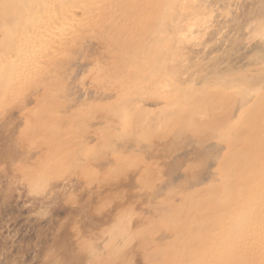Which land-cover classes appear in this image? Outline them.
Wrapping results in <instances>:
<instances>
[{
    "label": "rangeland",
    "instance_id": "rangeland-1",
    "mask_svg": "<svg viewBox=\"0 0 264 264\" xmlns=\"http://www.w3.org/2000/svg\"><path fill=\"white\" fill-rule=\"evenodd\" d=\"M115 1L0 0V264H149L151 249L161 264H264V76L252 86L241 74L191 109L186 100L167 107L156 93L158 103L139 100L162 53V0L154 9L127 0L155 17L125 51L138 70L122 80L124 92L112 87L110 66L90 65L124 53L112 54L124 47L111 46L124 30L110 17ZM84 58L104 76L84 78Z\"/></svg>",
    "mask_w": 264,
    "mask_h": 264
},
{
    "label": "bare ground",
    "instance_id": "bare-ground-1",
    "mask_svg": "<svg viewBox=\"0 0 264 264\" xmlns=\"http://www.w3.org/2000/svg\"><path fill=\"white\" fill-rule=\"evenodd\" d=\"M24 1V0H23ZM35 1V0H34ZM47 0H45L46 2ZM85 1V0H84ZM94 1V0H92ZM112 1V0H111ZM117 1V0H116ZM115 1V2H116ZM127 0H121L120 4L118 5L115 10L111 13V18H113V21L115 20V27L119 26L120 28L122 25H124V30L117 31V39L113 42L115 44H112V50H114L116 47L118 48L119 45L124 44V47L120 46V51H115L118 49H115L112 54L114 56H117V52L122 53L130 48L131 45H129V41H133L135 39V35H137L139 32V23L146 20V17L148 18L149 15H152L151 12H149V8H156V2L157 0H150L152 5H149L147 3V6L143 7V10L140 8V4H136L133 2V5L127 6L128 2ZM129 1V0H128ZM136 1V0H134ZM144 0V3H146ZM159 1V0H158ZM164 1V3L162 2ZM161 1V8H159V27L156 34L155 43L156 49H161V57H159L158 61L154 66H152L150 63L149 65L150 69L147 67L146 75L143 74V82H142V89L140 93L144 94L142 95L143 98L139 100L147 99L151 100V96L155 97V93L157 94V97L162 99L161 101L164 102V104L167 105V107H171L172 109L176 108L181 101L186 100L187 104L185 107L188 109L192 108L194 104L197 105L199 97L206 95L211 90H217L218 88H221L224 86V83L226 82H233L235 79H241V74H246L245 81L253 84L255 86V83L260 81V78H263L264 76V0H162ZM241 1L240 5L238 4ZM44 2V1H43ZM49 2V1H48ZM130 2H132L130 0ZM143 3V1H141ZM149 2V1H148ZM160 2V1H159ZM14 3L17 4L15 7L19 8L18 5L21 4L19 0H14ZM33 3V2H32ZM39 3V1H38ZM114 3V2H113ZM117 3V2H116ZM163 3V5H162ZM31 4V3H30ZM44 4V3H43ZM59 4V3H58ZM78 4V3H77ZM103 4V3H102ZM47 5V2H46ZM96 4H94L95 6ZM145 5V4H143ZM51 6V5H50ZM70 6V5H69ZM99 6V5H97ZM108 6V5H107ZM114 6L110 4V7ZM132 10V14L127 12V8ZM159 6V7H160ZM25 7V6H24ZM27 7V6H26ZM25 7V8H26ZM43 7V6H42ZM39 8V7H38ZM37 8V9H38ZM47 8V7H46ZM108 8V7H107ZM151 8V9H152ZM42 10V8H39ZM106 9V8H105ZM129 9V10H130ZM139 9H141L139 11ZM222 9H226L228 16L222 17L221 11ZM44 10V8H43ZM110 10V8L108 9ZM161 10V11H160ZM3 11V10H2ZM52 11V10H51ZM143 11V12H142ZM146 11L148 13H146ZM152 11V10H151ZM230 11V12H229ZM6 12V11H5ZM70 12V11H69ZM97 12V11H96ZM158 12V11H157ZM9 13V12H8ZM43 13V12H42ZM48 13V12H47ZM105 13V12H104ZM144 13L141 18V14ZM224 13V11H223ZM6 14V13H5ZM96 14V13H95ZM154 14V13H153ZM47 15V14H46ZM110 15V14H109ZM132 17H131V16ZM157 15V14H156ZM99 16V15H98ZM154 16V15H153ZM151 16V17H153ZM225 16V15H224ZM63 17V16H62ZM61 17V18H62ZM109 17V18H110ZM149 17V21H152V18ZM155 17V16H154ZM223 18V19H221ZM237 18V19H236ZM154 20V19H153ZM102 21V20H101ZM104 21V20H103ZM102 21V22H103ZM110 21V20H109ZM155 22V21H154ZM111 23V22H110ZM146 25V22H144ZM95 24V23H94ZM102 24V23H101ZM107 24L109 22L107 21ZM149 24V22H148ZM147 24V25H148ZM104 25V24H103ZM117 25V26H116ZM143 24V27L147 29L150 28L148 26H145ZM96 26V25H95ZM152 26V24H151ZM154 26V24H153ZM113 28V27H112ZM127 28V29H126ZM141 28V27H140ZM139 28V29H140ZM155 28V26H154ZM100 29V28H99ZM1 30V29H0ZM107 31V30H106ZM104 31V33L106 32ZM111 31V28H110ZM149 31V30H148ZM115 32V31H114ZM102 33V32H101ZM145 33V30H144ZM86 34V33H84ZM83 34V35H84ZM100 34V33H99ZM132 34V35H131ZM110 35V34H109ZM112 35V34H111ZM110 35V36H111ZM143 35V33H142ZM79 36V35H78ZM109 37V36H108ZM138 37V36H137ZM140 37V36H139ZM62 38V36H61ZM75 38V37H74ZM148 38V37H147ZM76 40V39H75ZM110 40V39H108ZM137 40V39H136ZM139 41V40H138ZM137 41V42H138ZM157 41V42H156ZM145 42V41H144ZM65 43V42H64ZM71 43V42H70ZM75 43V42H74ZM106 44V42H104ZM154 43V44H155ZM107 45V44H106ZM116 45V47H114ZM134 45V43H133ZM136 45V44H135ZM63 46V45H62ZM74 46V45H72ZM105 47V46H104ZM106 48H109L107 45ZM127 48V49H126ZM111 49V48H110ZM156 49H153L151 55L155 53ZM111 50V51H112ZM109 51V50H107ZM150 51V50H149ZM159 51V50H158ZM127 52V51H126ZM78 53V52H77ZM81 53V52H80ZM123 53V54H124ZM132 53V52H130ZM141 53V52H140ZM66 54V53H65ZM111 54V53H110ZM111 54V55H112ZM117 54V55H116ZM118 55L120 58L119 60H105V56H95V62L91 63L90 67L93 65H98L97 62H101L102 64H105L103 66L104 68L110 66L109 74H106L108 76L109 81H111L112 87H119V85H123L122 80H129V78H133V74L130 73L131 71V61L130 56L128 53H125ZM158 54V53H157ZM155 54V55H157ZM128 55V56H127ZM147 55V53H146ZM164 55V58L163 56ZM103 57L104 59H100V57ZM181 56V57H179ZM76 57V56H75ZM133 57V56H132ZM117 58V59H118ZM155 58V57H154ZM85 59V58H84ZM129 59V60H128ZM133 59V58H132ZM169 59V65L165 64L166 60ZM105 60V61H104ZM134 60V59H133ZM130 61V62H129ZM154 63V60H152ZM127 62L130 63V67L125 68L124 64ZM134 62V61H132ZM80 68L77 69L78 72H83L84 78L87 76V78L90 76L92 77L97 74L98 71H92L94 72L92 75V72L89 71L88 64H86V59L82 62H80ZM79 63V64H80ZM141 63V62H140ZM90 64V63H89ZM137 64V62L135 63ZM87 65V67L85 66ZM108 65V66H106ZM143 65V64H141ZM139 66V68L141 67ZM152 67H151V66ZM166 65V66H165ZM69 66V65H68ZM67 66V67H68ZM99 66V65H98ZM102 67V65H100ZM99 66V67H100ZM145 66L146 63H145ZM96 68V66H95ZM125 68V69H124ZM131 68V69H130ZM143 68V67H141ZM140 68V69H141ZM105 69V70H108ZM136 68L132 69L135 70ZM145 69V67H144ZM232 69V71H231ZM94 70V69H93ZM105 70L103 74H105ZM138 70V68L136 69ZM133 71V72H136ZM130 71V72H129ZM140 71V70H139ZM145 71V70H144ZM102 73V71H99ZM138 72V71H137ZM87 73V74H86ZM108 73V72H107ZM139 73V72H138ZM238 73V76L235 74ZM137 74V73H136ZM168 74L172 76V78H168ZM90 75V76H89ZM104 76L102 74H97L96 76ZM82 73H79V77L81 78ZM99 76L97 78H99ZM135 76V75H134ZM139 76L140 73H139ZM138 76V77H139ZM168 76V77H167ZM75 77V78H76ZM181 77V79H179ZM185 77V78H184ZM238 77V78H237ZM247 77V78H246ZM13 78V77H12ZM77 78V81L80 79ZM88 78V79H89ZM95 78V76H94ZM105 79V77H103ZM107 78V77H106ZM87 79V80H88ZM92 79V78H91ZM88 80V82L91 81ZM243 79V78H242ZM264 79V78H263ZM97 80V79H96ZM106 80V79H105ZM141 80V77H140ZM183 80V81H182ZM262 80V79H261ZM100 81V80H99ZM103 81V80H102ZM102 81L100 82L102 84ZM108 81V80H107ZM126 83H129L128 81ZM132 81V80H131ZM64 82V81H63ZM94 80L92 79V83ZM98 82V81H97ZM262 82V81H261ZM66 83V79H65ZM96 83V81H95ZM105 84V82H103ZM110 83V82H109ZM122 83V84H121ZM131 83V82H130ZM73 84V82H72ZM100 84V85H101ZM5 85V84H4ZM97 85V83L95 84ZM99 85V83H98ZM97 85V86H98ZM103 85V84H102ZM252 85V86H253ZM257 85V84H256ZM68 86V85H67ZM104 86V85H103ZM70 87V86H69ZM59 88V87H58ZM64 88V87H63ZM99 88V87H98ZM103 89V87L101 86ZM131 88V86H130ZM3 89V88H2ZM122 91L124 90V87L119 88ZM129 88L127 87L126 90ZM4 90V89H3ZM65 90V89H64ZM76 90V89H75ZM120 90V91H121ZM146 90V91H145ZM219 90V89H218ZM72 91V90H71ZM3 92V91H2ZM124 92V91H123ZM73 93V92H72ZM138 93V92H137ZM14 94V92H13ZM153 94V95H152ZM159 95V96H158ZM63 97V96H62ZM94 97V96H93ZM117 97V95H116ZM205 98V97H204ZM156 99V97H155ZM154 99V100H155ZM152 99V101H154ZM160 99H157L155 101H159ZM94 100H91L93 102ZM112 101V100H110ZM154 101V102H155ZM207 101V100H206ZM205 101V102H206ZM96 102V101H94ZM156 104V103H155ZM65 105V104H64ZM118 105V104H117ZM195 105L194 108H197ZM98 106V105H97ZM99 107V106H98ZM103 107V106H102ZM136 107V106H135ZM199 107V106H198ZM240 107V106H239ZM121 108V107H120ZM123 108V106H122ZM243 108V107H242ZM104 109V108H103ZM102 109V111H103ZM132 109V108H131ZM127 111V114L130 112ZM142 108H140L141 111ZM198 109V108H197ZM206 109V108H205ZM246 109V106H245ZM111 110V109H110ZM114 110H117L116 113H118V108ZM124 110V108H123ZM169 110V109H168ZM79 111V110H78ZM126 111V110H125ZM177 111V110H176ZM244 111V110H243ZM115 112V111H114ZM135 112V111H134ZM132 111V113H134ZM147 112V111H145ZM149 112V111H148ZM114 113V114H116ZM123 113V112H121ZM153 113V112H152ZM173 113V112H172ZM135 114V113H134ZM147 114V113H145ZM206 114V112H204ZM112 115V114H111ZM125 115V114H124ZM143 115V114H142ZM152 115V114H151ZM243 115V114H242ZM74 116V115H73ZM119 116V115H117ZM149 116V115H148ZM113 117H116L114 115ZM161 117V116H160ZM163 117V116H162ZM238 117V116H237ZM241 117V116H240ZM135 118V117H134ZM144 118V117H143ZM239 118V117H238ZM125 119V116L124 118ZM140 119V118H139ZM148 119V118H146ZM151 119V118H150ZM154 119V118H153ZM192 119V118H191ZM121 120V119H120ZM118 121V120H117ZM125 121V120H124ZM156 121V120H155ZM170 121V120H169ZM193 121V120H192ZM142 122V121H141ZM150 122L145 120L146 125ZM73 123V122H72ZM111 123V122H110ZM157 123V122H156ZM166 123V122H165ZM173 123V122H172ZM175 124V123H174ZM124 125H127L124 123ZM178 125V124H177ZM189 126V125H188ZM145 127L142 126V129L139 133L138 139L140 140V135L145 132ZM127 128V127H126ZM159 128V127H158ZM189 128V127H188ZM192 128V127H191ZM125 129V128H124ZM123 129V130H124ZM157 129V128H156ZM66 130V129H65ZM122 130V131H123ZM127 131V130H126ZM124 130V132H126ZM167 131V130H166ZM165 131V132H166ZM104 132V131H103ZM137 132V131H136ZM84 134V133H83ZM113 134V133H112ZM148 134V133H146ZM145 134V136H146ZM108 135V134H107ZM111 135V134H110ZM122 135V134H121ZM151 135V134H150ZM166 135V134H165ZM114 136V135H113ZM112 136V137H113ZM123 136V135H122ZM106 137V136H105ZM124 137V136H123ZM132 137V136H131ZM164 138V137H162ZM161 138V140H162ZM119 139V137L116 139V141ZM159 139V138H158ZM113 140V139H112ZM138 140V141H139ZM164 141V140H163ZM122 142V141H121ZM141 142V141H140ZM143 142V141H142ZM156 143V142H155ZM108 144V143H107ZM126 145V144H125ZM116 146V145H115ZM119 146V145H118ZM140 146V145H139ZM97 148V147H96ZM124 148V147H123ZM156 151V150H154ZM94 153V152H93ZM92 153V154H93ZM115 154V153H114ZM158 154V153H157ZM162 155V154H161ZM113 157V155H112ZM98 158V157H97ZM107 158V157H106ZM109 158V156H108ZM107 158V160H108ZM75 159V158H74ZM73 159V160H74ZM4 160V159H3ZM122 160V159H121ZM140 160V159H139ZM127 161V160H126ZM143 161V160H142ZM5 162V161H4ZM139 162V161H138ZM93 163V162H92ZM127 163V162H126ZM112 164V163H111ZM114 164V163H113ZM121 164V162L119 163ZM118 164V165H119ZM134 164V163H133ZM132 164V165H133ZM154 164V163H153ZM74 165V164H73ZM88 165V164H87ZM96 165V164H95ZM98 165V164H97ZM96 165V168L99 169V166ZM100 165V164H99ZM117 165V166H118ZM155 165V164H154ZM48 166V165H47ZM89 166V165H88ZM91 166V165H90ZM115 166V165H114ZM139 166V165H138ZM79 167V166H78ZM93 167V166H92ZM110 167V166H109ZM116 167V166H115ZM136 167V166H134ZM152 167V166H151ZM159 167V166H158ZM174 167V166H173ZM3 168V167H2ZM83 168V167H82ZM114 168V167H113ZM125 168V167H124ZM137 168V167H136ZM71 169V168H70ZM77 169V168H76ZM95 169V168H93ZM96 169V171H97ZM154 170V169H153ZM157 170V168H156ZM95 171V172H96ZM100 171V170H98ZM97 171V172H98ZM134 171V170H133ZM160 171V170H159ZM94 172V173H95ZM111 172V171H110ZM41 173V172H40ZM100 173V172H99ZM161 173V172H160ZM158 173V174H160ZM36 175H39L35 173ZM59 174V173H58ZM65 174V173H64ZM89 174V173H88ZM92 174V173H90ZM101 174V173H100ZM100 174L98 176H100ZM61 175V174H60ZM66 175V174H65ZM87 175V174H86ZM53 176V175H52ZM150 176V175H149ZM31 177V175H30ZM33 177H35L33 175ZM38 177V176H37ZM87 177V176H86ZM89 177V176H88ZM127 177V176H126ZM9 178V177H8ZM27 179V177H25ZM41 179V175L39 177ZM85 178V177H84ZM119 178V177H118ZM128 178V177H127ZM25 179V180H26ZM92 179V178H91ZM44 180V178H43ZM64 180V179H63ZM95 180V179H94ZM99 180V178H98ZM133 180V179H132ZM10 181V180H9ZM28 181V180H27ZM30 181V180H29ZM28 181V182H29ZM37 181V179H36ZM35 181V182H36ZM15 182V181H13ZM20 182V181H19ZM43 182V181H41ZM72 182V181H70ZM90 182V181H89ZM47 183V182H46ZM98 183V182H97ZM25 184V183H24ZM37 184H40L38 182ZM35 184V185H37ZM43 183H41L42 185ZM82 184V183H81ZM26 185V184H25ZM64 185V184H63ZM40 186V185H39ZM10 187V186H9ZM83 187V186H82ZM19 188V187H18ZM41 188V187H40ZM67 188V187H66ZM26 189V188H24ZM39 190V189H38ZM76 191V189H74ZM78 190V188H77ZM155 190V189H154ZM79 191V190H78ZM43 192V190H42ZM52 192V191H51ZM65 192V191H64ZM111 192V191H110ZM30 193V192H29ZM36 193V192H35ZM40 193V192H39ZM38 193V194H39ZM45 192H43L44 194ZM71 193V192H70ZM37 194V195H38ZM36 195V194H35ZM45 195V194H44ZM50 197V196H49ZM64 201V200H63ZM7 203V202H6ZM65 203V202H64ZM3 204V203H2ZM42 204V203H41ZM40 205V204H39ZM64 205V204H63ZM101 205V203H100ZM66 206V205H65ZM159 208V207H158ZM186 208V207H185ZM8 211V210H7ZM67 211V210H66ZM64 211V212H66ZM3 213V212H2ZM183 213V212H182ZM1 214V213H0ZM31 214V213H30ZM26 215V214H25ZM70 215V214H69ZM7 216V215H6ZM30 216V215H29ZM18 217V216H17ZM21 217V216H20ZM27 217V216H26ZM8 218V217H7ZM24 219V218H23ZM33 219V218H32ZM21 220V219H20ZM31 220V219H30ZM32 221V220H31ZM2 222V221H1ZM79 223V222H78ZM15 224V223H14ZM90 227V226H89ZM21 228V227H20ZM122 230V229H121ZM26 231V230H25ZM171 231V229H170ZM121 232V231H120ZM117 233V232H116ZM96 234V233H95ZM109 234V232H108ZM172 234V233H171ZM175 235V234H174ZM95 236V235H94ZM119 236V235H118ZM98 238V237H97ZM110 238V237H109ZM166 238V236H164ZM169 238V237H168ZM167 239V238H166ZM173 238H170L172 240ZM5 240V239H4ZM107 240V239H106ZM164 240V239H163ZM174 240V239H173ZM239 240V239H238ZM246 240V239H245ZM166 241V240H164ZM170 242V241H169ZM108 244V243H106ZM171 244V243H170ZM247 245V244H246ZM2 246V245H1ZM8 246V245H7ZM106 246V245H105ZM171 247L173 246L170 245ZM175 246V245H174ZM218 246L222 247V244H219ZM250 247V246H249ZM95 248V247H94ZM108 248V247H107ZM106 249V248H105ZM165 249V247H164ZM224 249V248H223ZM152 250V249H151ZM147 255V259L149 261V264H161L160 263V256L158 253H156L155 249ZM171 250V249H169ZM73 251V249H72ZM99 251V250H98ZM112 251V249H110ZM170 253V252H169ZM173 255V254H172ZM166 256V255H165ZM247 256V255H246ZM96 257V256H95ZM168 257V256H167ZM146 259V258H145ZM208 260V259H207ZM206 261V260H205ZM202 262V261H200ZM147 263V262H146ZM205 263H209L208 261ZM197 263V264H205ZM261 263V262H260ZM10 264V263H9ZM148 264V263H147Z\"/></svg>",
    "mask_w": 264,
    "mask_h": 264
}]
</instances>
